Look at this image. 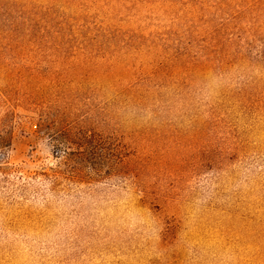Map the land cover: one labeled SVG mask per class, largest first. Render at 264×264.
Instances as JSON below:
<instances>
[{"label": "rangeland", "instance_id": "374dc122", "mask_svg": "<svg viewBox=\"0 0 264 264\" xmlns=\"http://www.w3.org/2000/svg\"><path fill=\"white\" fill-rule=\"evenodd\" d=\"M0 264H264V0H0Z\"/></svg>", "mask_w": 264, "mask_h": 264}]
</instances>
